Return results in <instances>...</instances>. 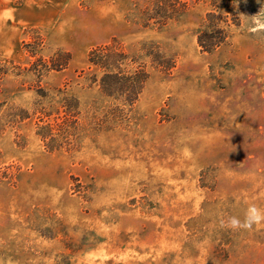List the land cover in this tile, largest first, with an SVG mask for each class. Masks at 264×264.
Instances as JSON below:
<instances>
[{
    "label": "rangeland",
    "instance_id": "374dc122",
    "mask_svg": "<svg viewBox=\"0 0 264 264\" xmlns=\"http://www.w3.org/2000/svg\"><path fill=\"white\" fill-rule=\"evenodd\" d=\"M262 7L0 0V262L264 264Z\"/></svg>",
    "mask_w": 264,
    "mask_h": 264
},
{
    "label": "clouds",
    "instance_id": "9594fccd",
    "mask_svg": "<svg viewBox=\"0 0 264 264\" xmlns=\"http://www.w3.org/2000/svg\"><path fill=\"white\" fill-rule=\"evenodd\" d=\"M252 26L249 31L257 33L264 31V7L258 13L251 16ZM264 225V210L259 208L256 204H249L244 212V218L241 220L237 216H229L227 219H221L220 226L222 228L236 230L251 231L254 227L259 228ZM2 264V262H0ZM11 264V262H9Z\"/></svg>",
    "mask_w": 264,
    "mask_h": 264
},
{
    "label": "trees",
    "instance_id": "16d2710c",
    "mask_svg": "<svg viewBox=\"0 0 264 264\" xmlns=\"http://www.w3.org/2000/svg\"><path fill=\"white\" fill-rule=\"evenodd\" d=\"M223 31H221L222 33ZM225 42V40L223 41V38L219 39V38H216V37H210L209 39L207 40H204L201 36V38L199 39V43L200 45L204 48V50L206 51H214L216 50L217 48L221 47V45H223ZM99 52L98 51H95L94 54L97 55ZM90 63L93 64L94 66L96 67H103V65L97 61V59H93L91 57L90 59Z\"/></svg>",
    "mask_w": 264,
    "mask_h": 264
}]
</instances>
